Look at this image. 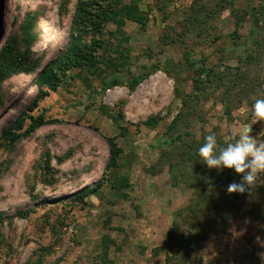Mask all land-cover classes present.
Instances as JSON below:
<instances>
[{"label": "rangeland", "instance_id": "1", "mask_svg": "<svg viewBox=\"0 0 264 264\" xmlns=\"http://www.w3.org/2000/svg\"><path fill=\"white\" fill-rule=\"evenodd\" d=\"M246 1L106 0L113 13L92 65L86 59L70 66L29 112L59 121L0 148V264H264V195L256 188L264 176L232 212L225 209L227 217H217L220 224L187 228L188 242L168 244L173 213L193 190L169 168L174 151L157 146L181 99L193 98L187 62L215 68L225 82L236 66L246 74L228 93L229 115L218 101V80L207 89L206 123L190 128L195 139L215 134L229 143L249 129L264 140V123L252 115L255 99L264 98V46L245 62L246 52L229 36L235 31L239 42L247 40ZM75 5L0 0V48L18 42L28 11L37 16L31 53L37 64L2 82L0 133L36 96L41 69L67 49ZM151 65L157 70L133 89L123 82L96 92L113 72L130 75ZM110 136L120 149L111 169ZM184 157L179 168L189 172L193 164ZM102 176L83 202L72 199Z\"/></svg>", "mask_w": 264, "mask_h": 264}, {"label": "trees", "instance_id": "2", "mask_svg": "<svg viewBox=\"0 0 264 264\" xmlns=\"http://www.w3.org/2000/svg\"><path fill=\"white\" fill-rule=\"evenodd\" d=\"M112 13L113 7L106 0H76L67 49L55 56L41 69L37 77L38 92L36 96L19 115L2 129L0 148L29 135L43 125L54 124L59 121L55 117H45L43 113L32 115L29 112L38 106L39 100L48 91L56 89L62 76L70 66L86 59L91 61L90 65H92L95 58L92 53L101 45L98 35L102 33L103 24ZM244 13L248 22L247 40L239 42L237 40L239 36L235 31L231 32L229 36L231 38L235 36V39H233L235 48L246 52L243 58L246 62L257 49L264 46V0H247ZM36 20V13L28 11L18 26V42L7 43L0 48V105L4 99L1 90L2 82L14 73L32 71L37 64L36 60L31 59L32 45L37 37ZM235 48L231 52L233 57L235 56ZM235 57H238L239 61L241 60L239 56L236 55ZM187 63H189L188 65L192 70L193 98L181 99V106L177 114L168 124L162 138L157 142V146H169L170 153L174 151V154L169 156V168L176 172L177 181L185 183L193 190V196L190 197L189 201L173 213L172 225L166 232L168 244L173 240L179 243L188 242L189 238L184 234L187 228H198L204 226V224L211 225L212 220L215 221V225L220 224L217 223V217H227L228 213L225 209L232 212L231 209L237 206L247 195V192H227L228 184L235 181L232 169L225 168L217 172L216 169H209L200 162L198 148L204 143V139H195L193 132L190 130L195 121H199L201 126L206 123V119L202 114V101L208 97L209 92H207V89L215 85V79L218 80L215 87H222L218 101L222 106L223 113L229 115V106L226 101L228 93L231 87L234 86L235 80L246 77V74L241 71L239 66H236L232 79L229 80L230 82H225L223 73L215 68L204 63L197 66L192 62ZM157 68V66L151 65L143 72L130 75L113 72L103 81L96 92H104L112 85L123 82L130 89H133L151 73L155 72ZM164 71L169 72L167 68H164ZM26 118H29V121L25 124ZM107 141L109 156L106 168L111 169L117 163L120 149L113 136L107 137ZM227 143L222 140L217 141L220 147L225 146ZM185 155L191 158L189 163L193 164L189 172H184L179 168L182 165L181 162L188 161L184 157ZM178 175L180 178H178ZM102 179L103 176L95 182L94 186L80 188L72 196V199L83 202L89 194L95 192L101 186ZM256 188L259 193L264 195V185L256 186Z\"/></svg>", "mask_w": 264, "mask_h": 264}, {"label": "clouds", "instance_id": "3", "mask_svg": "<svg viewBox=\"0 0 264 264\" xmlns=\"http://www.w3.org/2000/svg\"><path fill=\"white\" fill-rule=\"evenodd\" d=\"M252 115L255 122L264 123V98L255 99ZM249 132V129H245L234 142L223 147L218 146L215 134H208L198 148L200 162L207 168L216 169L217 172L228 168L239 174V182L228 184V193L251 192L261 176H264V140L258 141Z\"/></svg>", "mask_w": 264, "mask_h": 264}]
</instances>
